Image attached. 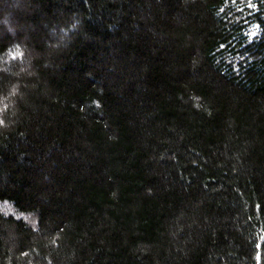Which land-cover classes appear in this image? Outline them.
<instances>
[{
  "label": "trees",
  "instance_id": "1",
  "mask_svg": "<svg viewBox=\"0 0 264 264\" xmlns=\"http://www.w3.org/2000/svg\"><path fill=\"white\" fill-rule=\"evenodd\" d=\"M0 264H264V0H0Z\"/></svg>",
  "mask_w": 264,
  "mask_h": 264
}]
</instances>
